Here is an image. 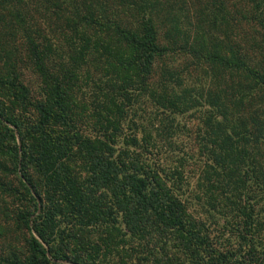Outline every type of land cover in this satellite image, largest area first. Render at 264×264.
Returning <instances> with one entry per match:
<instances>
[{
  "label": "trees",
  "instance_id": "16d2710c",
  "mask_svg": "<svg viewBox=\"0 0 264 264\" xmlns=\"http://www.w3.org/2000/svg\"><path fill=\"white\" fill-rule=\"evenodd\" d=\"M243 1L257 44L189 41L178 17L160 30L167 0H0V195L21 202L28 235L27 256L2 264H264V0ZM105 42L128 52L122 81ZM180 53L208 69L203 92L186 71L153 77ZM147 102L150 129L136 118ZM195 106L201 213L149 137Z\"/></svg>",
  "mask_w": 264,
  "mask_h": 264
},
{
  "label": "rangeland",
  "instance_id": "374dc122",
  "mask_svg": "<svg viewBox=\"0 0 264 264\" xmlns=\"http://www.w3.org/2000/svg\"><path fill=\"white\" fill-rule=\"evenodd\" d=\"M213 3L214 5L211 6ZM219 9L222 11H218ZM166 11L167 13H171L169 18ZM247 11L248 8L246 2L243 0H167L165 10H161V13L164 15L161 17L163 18V22H161L162 24L158 27L160 30L168 29L169 27H167L165 23L170 18L178 17L180 20L178 24H176V27L179 29V32L182 33V36L183 33H185L186 37H189V41L191 37L193 40L202 35V38L206 40L207 36H211L213 42H216L221 46H226L231 41L232 35L238 33L242 35V38H240L242 45L243 43L250 44L248 41L243 40L252 34L250 24H247L246 20L245 22L242 21ZM200 13L206 17L205 23H200ZM213 15L216 17H213ZM95 36H92L93 40ZM251 40L256 44L258 42V38L253 34ZM252 41H250L251 44ZM105 43L106 45L111 46L109 43ZM121 52L128 53L119 46H111L110 55L116 59V67L113 65L110 66V68H103L104 70L112 72L113 81H118L119 79L122 81V77L127 75L123 68L119 66L121 63L118 59ZM256 55L262 59V57H264V48L259 49V52L256 53ZM184 57L185 56L180 53L167 56L163 59H157L154 66L155 75L153 77L157 80L159 68L161 66L174 70L177 69L180 74H183L186 71L183 75L181 74L185 77V88H195L197 91L199 90L200 92H203L205 85L207 84L208 69L205 68L206 73L205 71L195 70L189 59ZM226 80L225 78L222 79V87L224 88L226 87L225 84L227 83L228 87V85L233 82L234 78L226 76ZM85 93H87V91ZM76 101L75 104L77 108L79 107L78 111H80L79 109L81 108V105H78ZM91 108L92 107L90 106L86 107V112L84 113L85 116L91 114ZM135 108L143 111L140 113L137 112L136 118H139L142 127L143 125L147 126L148 117L147 115H144V113H149L153 108L152 105L148 102L145 104L140 103V105ZM205 109L206 108H202L201 106H195L194 108L178 114L173 122L174 125L177 124V130H174V134L170 135V138L164 136L162 132L156 134L154 130L151 131L150 136L148 130L147 134L146 132L144 133V131L142 132L139 130L136 133L137 139L149 136L153 140L158 147V153L155 159L158 160L161 167L170 170L178 169L180 172L178 176L181 179L183 190L186 189L187 200H191L190 204L195 206L200 213L203 208L197 206L194 198H206L204 196V191L200 189L198 185L200 184L198 178L202 166V157L199 152L200 130H202L201 117ZM163 118H158L160 125L158 122L155 123L156 126H158L157 128L155 127L157 130L159 128L169 127L170 120ZM88 122L89 124H93L94 121L90 119ZM150 126L151 125L148 123L147 127L149 129ZM155 153L156 152H154V154ZM2 174L5 176L4 178L6 181H9V178H7L8 176H6L7 174ZM20 209H22V204L21 202H18L16 198L12 199L0 195V264H2L1 259L5 257L24 259L27 256L25 240L28 238V235L17 219V213Z\"/></svg>",
  "mask_w": 264,
  "mask_h": 264
}]
</instances>
